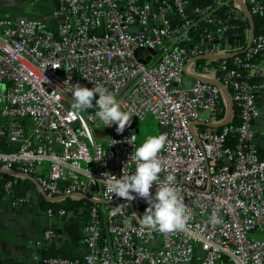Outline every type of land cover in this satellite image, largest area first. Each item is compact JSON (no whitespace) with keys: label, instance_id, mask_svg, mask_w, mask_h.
<instances>
[{"label":"built area","instance_id":"obj_1","mask_svg":"<svg viewBox=\"0 0 264 264\" xmlns=\"http://www.w3.org/2000/svg\"><path fill=\"white\" fill-rule=\"evenodd\" d=\"M50 1L51 21L0 15V111L6 118L1 134L7 146H0V168L30 174L47 194L74 199L83 195L95 202L90 201L87 214L62 208L44 211L49 217L83 222L85 253L36 260L264 264V238L254 236L264 231V154L254 142L253 125L264 81L252 77L259 69L256 58L264 52V32L255 34L246 50V43L235 44V39L229 44L232 34L228 25L216 21V7L195 6L189 15L188 0ZM231 1L239 15V6ZM242 1L264 20L260 0ZM167 9L178 22L166 17ZM200 23L214 26L205 27V34L192 42L190 30ZM137 48H142L138 55ZM226 53H235L231 62H190L202 54ZM189 74L226 87L237 109L236 121L219 127L193 125L216 124L227 111L219 87L187 81ZM68 83L106 87L123 110L133 112L131 123L117 132L115 123L103 125L95 107L74 111ZM148 115L167 136L159 153L164 169L160 175L176 176L187 214L182 230L161 232L141 224L147 202L139 195L127 200L108 194L104 179L109 173L120 175L122 166L133 163L129 140L137 138L136 122ZM10 186L9 181L3 184L7 194ZM155 187L153 182L150 191ZM8 197L13 206L27 201ZM53 236L52 230H44L45 242Z\"/></svg>","mask_w":264,"mask_h":264},{"label":"clouds","instance_id":"obj_2","mask_svg":"<svg viewBox=\"0 0 264 264\" xmlns=\"http://www.w3.org/2000/svg\"><path fill=\"white\" fill-rule=\"evenodd\" d=\"M67 91L71 92V107L74 111L95 107V115L103 125L115 123L117 132H122L131 123L133 112L123 110L115 95L106 87L100 84L88 87L80 83H68ZM136 139L133 136L129 140L134 146L130 156L133 163L122 166L120 175L109 173L104 179L109 196L116 194L132 200L139 195L147 202L140 218L141 224L155 226L161 232L184 229L187 214L176 176L172 172H168L163 178L160 175L164 169L159 153L166 143V134L149 135L138 145L135 143ZM102 155H98L97 160ZM153 182L156 187L151 192ZM212 220L218 222L216 216Z\"/></svg>","mask_w":264,"mask_h":264},{"label":"crops","instance_id":"obj_3","mask_svg":"<svg viewBox=\"0 0 264 264\" xmlns=\"http://www.w3.org/2000/svg\"><path fill=\"white\" fill-rule=\"evenodd\" d=\"M196 1L198 0H188L187 14H193ZM52 7L50 0H0V15L7 14L16 18H40L51 21ZM166 17L174 20L176 16L171 9H167ZM248 30L249 26L247 34ZM256 60L259 69L252 77L255 81H264V52L258 55ZM194 62L196 64V61ZM197 69L201 71L200 68ZM186 77L191 80L194 79L188 75ZM3 87L4 85L1 86V88ZM256 101L259 107V115L253 121L254 142L259 150L264 153V89L258 92ZM5 123L6 118L1 115L0 111V141L5 138L1 134ZM43 170L47 171V164L44 165ZM19 206H13L10 197L0 199V261L15 260L19 264H40L35 257L39 256V250L46 247L43 238V232L46 229H50L54 233L50 241L52 252L77 256L87 251L82 242L83 222L81 220L49 217L44 211L32 204L22 205L20 210ZM196 253L200 254L201 252L197 249ZM191 264H198V261L194 259ZM220 264L228 263L222 260Z\"/></svg>","mask_w":264,"mask_h":264},{"label":"trees","instance_id":"obj_4","mask_svg":"<svg viewBox=\"0 0 264 264\" xmlns=\"http://www.w3.org/2000/svg\"><path fill=\"white\" fill-rule=\"evenodd\" d=\"M261 3L264 4V0H260ZM213 5L216 7V15L215 18H217V22L221 21L222 24L228 25L227 33L234 35L235 44H240L242 46L246 43V29L248 28V20L247 18L240 12L239 15H237L233 11V3L231 0H224V1H217V0H198L195 2V6L198 7H204L206 5ZM174 23L178 22V19L172 20ZM252 21L254 24V31L255 34L263 33L264 32V20L261 15L259 14H252ZM220 25V24H219ZM213 24H201L198 27H192L191 32V41L197 42V40L205 34V27L207 29L213 28ZM228 62H231L232 57L225 58ZM205 60H197L196 64H201ZM210 65H215L218 60H209ZM236 114L237 109L234 106V116L232 118V121H236ZM223 115V114H221ZM220 115V117H221ZM136 130L138 131L139 126L138 122H136ZM144 135V133L142 134ZM3 141V142H2ZM0 141V145L2 148H4L5 140L3 139ZM4 143V144H3ZM261 154H264L260 151ZM9 181L11 183L9 193L3 189V184ZM11 196L15 200L18 199H27L25 204H32L36 205L41 211H46L47 209H52L55 213L58 209L62 208L66 211H70L72 214L76 215L78 213H84L87 214L90 206H92V203L88 201L87 199H74V198H65L59 202H49L43 199V197L39 194L37 191L35 185L27 178H19L14 177L6 174L0 173V199L6 198ZM19 206V210L21 209L22 205ZM72 218V217H71ZM62 219H70L68 217H62ZM39 257H47L52 255H65L61 254L59 252H52L51 251V243L46 242V247L42 250H39ZM69 256V255H66ZM0 264H19L15 260H5L0 261ZM42 264V262H40Z\"/></svg>","mask_w":264,"mask_h":264},{"label":"water","instance_id":"obj_5","mask_svg":"<svg viewBox=\"0 0 264 264\" xmlns=\"http://www.w3.org/2000/svg\"><path fill=\"white\" fill-rule=\"evenodd\" d=\"M218 1H223V0H218ZM234 2L239 6L240 12L248 20V24H249L248 38H247L246 45L244 47V50H246L250 46L251 41H252V39H253V37L255 35L254 24H253V21H252V14L249 12L247 6L243 3L242 0H234ZM227 41H228L229 44H232L233 41H234V36L233 35H229L227 37ZM141 50H142V48H137L135 50V54L138 55ZM149 51L151 53H154V50H152V49H150ZM234 54L235 53H231V54H227V53L226 54H202V55L193 57L190 60V62L197 61V60H220V59H224V58L231 57ZM142 62H145V61L143 60ZM189 75L192 78H194V79H197V80H200V81H204V82H208V83H210L212 85H215V86L219 87L220 90L223 93L224 103H225L226 108H227L226 116L221 121H219L218 123H216V124H207V123H204V122L197 121L193 125L205 124V125H210L212 127H219V126H221L223 124L229 123L232 120V118H233V110H234V104H233V101H232V98H231V95H230L229 90L226 87H224L219 81H217V80H215L213 78H208V77H205V76H201L199 74H189ZM142 128H143V132H144V135H145L146 132H147V125L145 123H143L142 124ZM103 133H104L103 130L102 131H97L96 132V135H97V137H99ZM0 173L1 174H6V175H10V176H14V177L27 178V179H29L35 185V187H36L37 191L39 192V194L46 201H49V202H59V201L65 199V198H68L67 195L53 196V195L47 194L39 186V184L37 183V181L35 180V178L33 176H31L30 174H25V173H21V172L15 171V170H8V169H2V168H0ZM80 198H83L84 199L85 196L80 195ZM89 201L95 202L92 199H89Z\"/></svg>","mask_w":264,"mask_h":264},{"label":"rangeland","instance_id":"obj_6","mask_svg":"<svg viewBox=\"0 0 264 264\" xmlns=\"http://www.w3.org/2000/svg\"><path fill=\"white\" fill-rule=\"evenodd\" d=\"M186 80L188 81L190 79L186 78ZM143 123H145L147 125V132L145 135H142L144 133L143 128H142ZM138 126H139V129L137 131V145L141 141H143V139H145L147 136L157 135L160 133L158 122L149 115L146 117L144 122H138ZM254 236L257 238H262V237H264V232H256V233H254Z\"/></svg>","mask_w":264,"mask_h":264}]
</instances>
